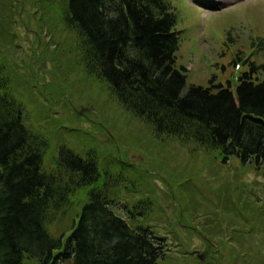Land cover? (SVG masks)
Listing matches in <instances>:
<instances>
[{
  "label": "rangeland",
  "instance_id": "374dc122",
  "mask_svg": "<svg viewBox=\"0 0 264 264\" xmlns=\"http://www.w3.org/2000/svg\"><path fill=\"white\" fill-rule=\"evenodd\" d=\"M169 1L186 87L207 86L212 76L214 83L234 84L246 58L263 65L258 75L264 79V0ZM65 9L66 0H0V68L25 105L28 125L49 141L45 167L61 144L94 150L101 167L120 180L112 191L117 200L126 206L151 200V211L137 222L166 235L169 251L159 264H264V164L234 156L222 163L213 150L157 136L82 70ZM73 200L47 222L52 234L67 232L83 193ZM203 226L215 229L203 230L210 238ZM237 249L244 254L235 260Z\"/></svg>",
  "mask_w": 264,
  "mask_h": 264
},
{
  "label": "trees",
  "instance_id": "16d2710c",
  "mask_svg": "<svg viewBox=\"0 0 264 264\" xmlns=\"http://www.w3.org/2000/svg\"><path fill=\"white\" fill-rule=\"evenodd\" d=\"M63 20L76 36L82 70L157 136L213 150L222 163L234 156L242 164H264L263 65L246 58L234 84L214 83L212 76L207 86L186 87L169 0H66ZM48 148L47 137L26 122L25 105L0 68V264H159L166 258V235L137 222L151 211L149 198L130 206L117 200L112 191L120 180L101 167L94 150L61 144L47 168ZM78 192L84 201L76 219L66 233L52 234L47 222ZM240 254L237 249L235 260Z\"/></svg>",
  "mask_w": 264,
  "mask_h": 264
}]
</instances>
